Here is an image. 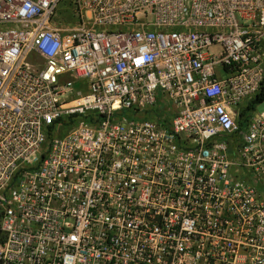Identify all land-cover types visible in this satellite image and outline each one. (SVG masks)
<instances>
[{
  "label": "built area",
  "instance_id": "obj_1",
  "mask_svg": "<svg viewBox=\"0 0 264 264\" xmlns=\"http://www.w3.org/2000/svg\"><path fill=\"white\" fill-rule=\"evenodd\" d=\"M262 88L264 0H0V264H264Z\"/></svg>",
  "mask_w": 264,
  "mask_h": 264
},
{
  "label": "trees",
  "instance_id": "obj_2",
  "mask_svg": "<svg viewBox=\"0 0 264 264\" xmlns=\"http://www.w3.org/2000/svg\"><path fill=\"white\" fill-rule=\"evenodd\" d=\"M264 102V88H262V91H261V94L258 96L257 100L254 102V105H259L261 103ZM254 105H251L249 108H248V112H252L255 110V107Z\"/></svg>",
  "mask_w": 264,
  "mask_h": 264
},
{
  "label": "rangeland",
  "instance_id": "obj_3",
  "mask_svg": "<svg viewBox=\"0 0 264 264\" xmlns=\"http://www.w3.org/2000/svg\"><path fill=\"white\" fill-rule=\"evenodd\" d=\"M61 20H66L64 16H61ZM264 111V102L259 104L256 108V112L261 113Z\"/></svg>",
  "mask_w": 264,
  "mask_h": 264
}]
</instances>
